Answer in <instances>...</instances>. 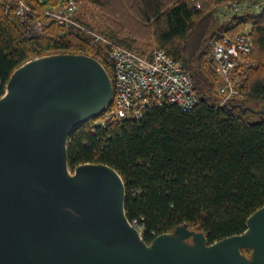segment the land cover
<instances>
[{"label":"trees","instance_id":"1","mask_svg":"<svg viewBox=\"0 0 264 264\" xmlns=\"http://www.w3.org/2000/svg\"><path fill=\"white\" fill-rule=\"evenodd\" d=\"M22 1L29 7L24 23L12 17L14 0H0V97L18 67L45 56L85 55L111 77L106 56L113 48L144 56L158 47L192 78L198 102L187 112L164 105L139 121L101 115L75 128L67 141L69 169L102 164L117 172L125 216L147 244L182 225L203 233L208 245L244 232L264 207V122L247 110L264 106V12L217 15L219 7L246 0H201L200 9L189 0H75V20L107 41L91 46L87 34L47 14L64 0ZM246 28L253 65L235 84L239 94L223 102L211 42Z\"/></svg>","mask_w":264,"mask_h":264},{"label":"water","instance_id":"2","mask_svg":"<svg viewBox=\"0 0 264 264\" xmlns=\"http://www.w3.org/2000/svg\"><path fill=\"white\" fill-rule=\"evenodd\" d=\"M112 97L109 74L85 55L45 56L12 73L0 98V264H264V207L244 232L210 245L187 225L146 244L125 216L117 172L69 169V135ZM247 110L264 122V110Z\"/></svg>","mask_w":264,"mask_h":264},{"label":"built area","instance_id":"3","mask_svg":"<svg viewBox=\"0 0 264 264\" xmlns=\"http://www.w3.org/2000/svg\"><path fill=\"white\" fill-rule=\"evenodd\" d=\"M17 4L12 17L24 23L29 7L22 0ZM43 2L45 0H37ZM195 9H200L201 0H189ZM78 11L75 0H64L54 11L47 14L65 29L79 30L90 37V45L106 44L100 35L88 30L75 20ZM245 12L257 16L264 12V0H246L240 4L219 7L217 15L223 20L239 17ZM253 50L249 28L241 34L217 35L211 42V57L215 72L222 84L218 93L223 102L238 95L235 84L253 65L246 57ZM106 64L111 71L113 97L103 114V120H141L153 108L174 105L183 112L191 110L197 99L193 94L192 78L185 73L179 62L171 59L164 50L153 47L144 56L129 50L113 48L107 53ZM134 227L136 225L132 224ZM141 234V232L139 231Z\"/></svg>","mask_w":264,"mask_h":264},{"label":"rangeland","instance_id":"4","mask_svg":"<svg viewBox=\"0 0 264 264\" xmlns=\"http://www.w3.org/2000/svg\"><path fill=\"white\" fill-rule=\"evenodd\" d=\"M57 8H58V7H57ZM57 8H56V9H57ZM50 18H51V17H50ZM51 19H52V18H51ZM128 28H129V26H128ZM153 47H154V46H150V47H148V49H151V48H153ZM249 109H250V108H249ZM260 110H264V106H262L260 109L258 108L257 111H260ZM257 111H256V112H257ZM255 114H256V113H255ZM256 116H257L256 119L260 120V116H259L258 114H256ZM249 254H250V253H249ZM249 254L246 253L245 255H246V256H249Z\"/></svg>","mask_w":264,"mask_h":264}]
</instances>
